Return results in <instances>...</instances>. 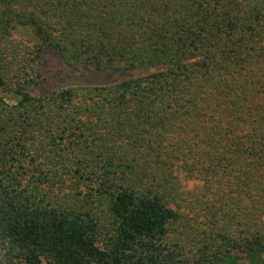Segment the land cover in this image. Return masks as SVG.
<instances>
[{
	"label": "trees",
	"instance_id": "16d2710c",
	"mask_svg": "<svg viewBox=\"0 0 264 264\" xmlns=\"http://www.w3.org/2000/svg\"><path fill=\"white\" fill-rule=\"evenodd\" d=\"M0 264H264V0H0Z\"/></svg>",
	"mask_w": 264,
	"mask_h": 264
},
{
	"label": "rangeland",
	"instance_id": "374dc122",
	"mask_svg": "<svg viewBox=\"0 0 264 264\" xmlns=\"http://www.w3.org/2000/svg\"><path fill=\"white\" fill-rule=\"evenodd\" d=\"M22 35L23 37L33 40L27 33H22ZM19 37H22L21 34H19ZM41 69L44 81L40 88H37V91L41 92H49L80 85H105L116 83L134 74L113 71L87 72L75 70L65 65L61 59L52 54L43 57ZM187 184L191 189L197 186L195 182H188Z\"/></svg>",
	"mask_w": 264,
	"mask_h": 264
}]
</instances>
